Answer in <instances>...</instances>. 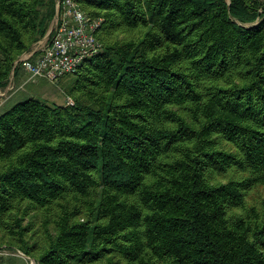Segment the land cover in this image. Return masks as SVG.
I'll use <instances>...</instances> for the list:
<instances>
[{
	"label": "trees",
	"instance_id": "1",
	"mask_svg": "<svg viewBox=\"0 0 264 264\" xmlns=\"http://www.w3.org/2000/svg\"><path fill=\"white\" fill-rule=\"evenodd\" d=\"M57 2L0 0L1 91ZM79 2L102 49L58 79L66 104L0 94V248L264 264V0Z\"/></svg>",
	"mask_w": 264,
	"mask_h": 264
},
{
	"label": "built area",
	"instance_id": "2",
	"mask_svg": "<svg viewBox=\"0 0 264 264\" xmlns=\"http://www.w3.org/2000/svg\"><path fill=\"white\" fill-rule=\"evenodd\" d=\"M102 22V19H90L79 0H58L51 31L18 59L8 87L0 90L1 96L6 97L16 87V68L25 71L29 81L46 79L53 82L65 75L75 74L87 59L101 51L102 45L96 33ZM40 44L42 46L39 47ZM68 104H73L71 99Z\"/></svg>",
	"mask_w": 264,
	"mask_h": 264
},
{
	"label": "rangeland",
	"instance_id": "3",
	"mask_svg": "<svg viewBox=\"0 0 264 264\" xmlns=\"http://www.w3.org/2000/svg\"><path fill=\"white\" fill-rule=\"evenodd\" d=\"M40 46H42V44H40L39 47ZM14 82L16 88L24 84V91H18L16 93L14 92L15 94L13 92H9L7 94V100L5 103L13 96H17L19 94L25 96L27 94L29 95L28 97L33 96L48 104H66L67 95L64 92V81L58 80L56 82H52L46 79H35L34 81H29V75L25 71L19 70L17 79H15ZM14 103H16V101H14L12 104ZM0 255L14 258L12 264H32V262L34 264H38L33 258L27 257L15 249L7 248V246L0 248Z\"/></svg>",
	"mask_w": 264,
	"mask_h": 264
},
{
	"label": "water",
	"instance_id": "4",
	"mask_svg": "<svg viewBox=\"0 0 264 264\" xmlns=\"http://www.w3.org/2000/svg\"><path fill=\"white\" fill-rule=\"evenodd\" d=\"M49 34V33H48Z\"/></svg>",
	"mask_w": 264,
	"mask_h": 264
}]
</instances>
